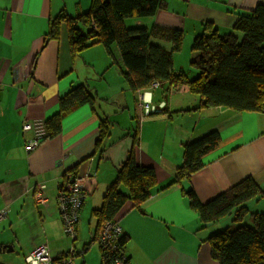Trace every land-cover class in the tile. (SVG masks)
<instances>
[{"label": "crops", "instance_id": "crops-1", "mask_svg": "<svg viewBox=\"0 0 264 264\" xmlns=\"http://www.w3.org/2000/svg\"><path fill=\"white\" fill-rule=\"evenodd\" d=\"M89 1H82L84 7ZM260 3L264 0H167L165 7L148 16L149 21L136 23L183 30V45L173 53L174 70L196 75L191 66L194 38L213 23L221 33L234 32L242 40L244 33L234 28L235 23ZM62 10L76 14L68 0H0V208L4 203L8 207L0 220V264H31L27 256L43 242L54 255L71 247L57 200L64 172L77 165L78 171L89 166L95 177L81 211L84 220L78 224L82 247L75 243L82 261H75L101 264L100 245L96 249L94 245L99 242L93 241L97 231L93 210L102 205L133 148L132 137L124 136L126 129L137 124L138 161L153 167L157 185L141 206L127 203L117 219L127 238L123 264H219L208 242L214 232L210 227L218 221L203 222L183 190L193 188L207 202L247 177L264 189V110L197 109L201 98L187 86L170 93L167 84L133 91L117 44L111 53L102 44L89 45L73 57L65 26L59 41L48 38L50 22ZM154 42L172 51L170 42ZM81 83L96 93L94 106L85 104L70 112L61 131L49 136L46 121L60 112L61 96ZM150 99L162 111L146 117L144 103ZM106 117L114 121L112 138L124 137L106 147L110 135L101 152L99 125ZM212 131L219 132L220 143L206 154L204 166L189 179L169 185L184 161V144ZM35 138L40 142L28 150L27 142ZM38 185H45V206L34 198ZM15 204L18 209L11 213ZM247 205L263 211L264 196Z\"/></svg>", "mask_w": 264, "mask_h": 264}, {"label": "trees", "instance_id": "trees-1", "mask_svg": "<svg viewBox=\"0 0 264 264\" xmlns=\"http://www.w3.org/2000/svg\"><path fill=\"white\" fill-rule=\"evenodd\" d=\"M82 1H69L70 5H75L76 14L71 15L62 10L56 19L51 20L47 35L48 38L59 41L61 29L65 26L73 57L89 45L102 44L108 53H111L113 44H117L122 60L128 68L125 73L126 82L133 91L143 88L153 90L154 82H159L156 87L167 84L168 93L170 89L178 90L185 85L191 92L200 96L197 109L227 106L240 111L264 110L263 3L250 15L241 16L236 21L234 28L243 31L242 40H239L234 32L221 33L213 23L207 25L203 33L193 40L192 50L196 55L191 61V66L197 74L190 75V72L183 69L174 70L173 53L179 51L183 45V30L158 25L147 28L138 26L137 23L129 27L126 24L128 18H146L154 15L158 9L166 6L167 0H90L86 7ZM154 40L170 42L173 52L164 50ZM95 100L96 93L90 85L81 83L73 86L67 94L61 96L60 112L46 121L49 136L61 131L62 120L67 114L85 104L94 106ZM155 114L153 111L146 112L145 116ZM113 125L114 121L108 117L101 120L98 149L110 135L112 138ZM124 136L132 137L133 148L118 170L115 181L107 188L102 205L93 210L97 219L96 237L93 241L98 240L106 221H117L126 211L127 203L141 206L152 195L157 185L153 167L142 165L138 161V124L134 129H126ZM118 139L112 138L105 146L114 144ZM219 143L218 131L185 143L184 161L176 169L174 180L169 185L189 179L194 172L201 169L206 154ZM78 168L77 165L72 171L77 173ZM123 187L128 192L123 191ZM183 194L189 199L190 208L198 213L203 222H216L227 215H234L235 227H227L208 237L211 256L215 261L219 264H264V211L250 213L252 210L247 205L249 200L264 196V189L253 177L242 179L207 202H202L193 188L183 190ZM244 221L252 224H244ZM126 239L123 234L120 240L121 255L125 250ZM42 244L48 245L47 242L39 245ZM48 247L51 251V247ZM64 253L65 251L56 255L62 259ZM101 257V264H113L115 254L101 252ZM72 264H76V261Z\"/></svg>", "mask_w": 264, "mask_h": 264}, {"label": "built area", "instance_id": "built-area-1", "mask_svg": "<svg viewBox=\"0 0 264 264\" xmlns=\"http://www.w3.org/2000/svg\"><path fill=\"white\" fill-rule=\"evenodd\" d=\"M154 87L159 85V82L152 84ZM181 88V87H180ZM142 98L145 95L140 94ZM146 112H161L160 107L157 108L152 101H145L144 103ZM29 124H26V128ZM39 138L31 139L27 142V149L31 150L35 148L39 143ZM93 172L88 169L78 171L77 173L68 169L64 172L63 180L60 186L57 204L60 209V214L63 222V234L72 239L71 247L65 251V256L62 259L57 255L51 254V251L47 244L37 246L27 256L31 264H72L74 263L77 255V247L74 241L79 236L77 231V224L79 222L80 211L83 208L85 201L88 199L94 188L92 179L94 178ZM45 185H38L34 191V198L39 206H45L48 204V199L44 194ZM92 188V189H91ZM7 216V212L0 211V220ZM107 225L108 230H105ZM78 233V234H77ZM123 228L117 221H106L101 229L98 237V242L102 247L104 254H115L113 264H123L125 262L124 253L121 255L120 240L123 236ZM70 257V258H68Z\"/></svg>", "mask_w": 264, "mask_h": 264}, {"label": "rangeland", "instance_id": "rangeland-1", "mask_svg": "<svg viewBox=\"0 0 264 264\" xmlns=\"http://www.w3.org/2000/svg\"><path fill=\"white\" fill-rule=\"evenodd\" d=\"M70 2L72 1V0H69ZM83 1H85V0H83ZM150 17H146V18H136V17H132V18H128V19H126V24H127V26H129V27H133V25H135V23L138 21V20H146V21H149L150 19H149ZM64 32H65V27H64ZM156 42H158V40H156ZM163 42V41H162ZM180 58H182V59H185L182 55L180 56ZM195 70V69H194ZM196 71V70H195ZM197 72V71H196ZM179 90H180V88H179ZM249 206V205H248ZM17 207V205L15 204V206L11 209V213L14 211V209ZM6 208H8L7 206H6V204L4 203V205L0 208V211H2V210H4V211H6L7 212V209ZM250 208V207H249ZM17 209H18V207H17ZM251 209V208H250ZM252 210V209H251ZM82 211V210H81ZM264 211V210H263ZM8 212H9V210H8ZM251 212H255L254 210H252V211H250V213ZM233 218H234V215H227V216H225V217H223L221 220H219L218 221V223H216V225H214L213 227H210V229H213L214 230V232H219V231H222L223 229H225V228H227V227H235V223H233ZM84 220V218L83 217H81V212H80V220H79V222H80V224H81V222ZM87 220V222H88V219H86ZM87 222H86V225H87ZM244 224H249V225H251L252 223L251 222H249V221H244ZM238 224L236 223V226H237ZM213 232V233H214ZM69 240H70V243L72 244V239L70 238V237H68L67 235H65ZM78 241V243L80 244V247L79 248H81L82 247V243H81V240H80V238H78L77 240H75L74 242L76 243ZM94 245H95V249L96 248H98V246H99V244H95L94 243ZM70 248V247H69ZM68 248V249H69ZM75 259H78V261L79 262H81L82 261V256H76L75 257Z\"/></svg>", "mask_w": 264, "mask_h": 264}, {"label": "bare ground", "instance_id": "bare-ground-1", "mask_svg": "<svg viewBox=\"0 0 264 264\" xmlns=\"http://www.w3.org/2000/svg\"><path fill=\"white\" fill-rule=\"evenodd\" d=\"M27 73V72H26ZM183 86H185V85H182V87ZM148 101H152L151 99L150 100H148ZM92 189V188H91ZM92 191H93V189H92ZM86 202V201H85ZM79 219H80V216H79ZM63 229H64V226H63ZM105 230H108V228H107V225L105 226ZM77 231H78V224H77ZM78 234V233H77ZM100 245V244H99ZM100 250H101V252L103 251V249H102V247L100 246Z\"/></svg>", "mask_w": 264, "mask_h": 264}, {"label": "water", "instance_id": "water-1", "mask_svg": "<svg viewBox=\"0 0 264 264\" xmlns=\"http://www.w3.org/2000/svg\"><path fill=\"white\" fill-rule=\"evenodd\" d=\"M208 224H210V223H208ZM5 247V246H4ZM12 248H10L9 250H11Z\"/></svg>", "mask_w": 264, "mask_h": 264}]
</instances>
